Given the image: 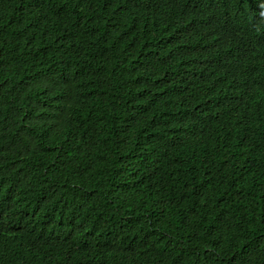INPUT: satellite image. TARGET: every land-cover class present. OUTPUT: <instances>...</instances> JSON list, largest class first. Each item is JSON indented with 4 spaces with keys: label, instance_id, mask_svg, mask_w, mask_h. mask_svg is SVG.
<instances>
[{
    "label": "trees",
    "instance_id": "obj_1",
    "mask_svg": "<svg viewBox=\"0 0 264 264\" xmlns=\"http://www.w3.org/2000/svg\"><path fill=\"white\" fill-rule=\"evenodd\" d=\"M264 0H0V264H264Z\"/></svg>",
    "mask_w": 264,
    "mask_h": 264
},
{
    "label": "clouds",
    "instance_id": "obj_2",
    "mask_svg": "<svg viewBox=\"0 0 264 264\" xmlns=\"http://www.w3.org/2000/svg\"><path fill=\"white\" fill-rule=\"evenodd\" d=\"M264 14V2H261L259 4V17H261Z\"/></svg>",
    "mask_w": 264,
    "mask_h": 264
}]
</instances>
